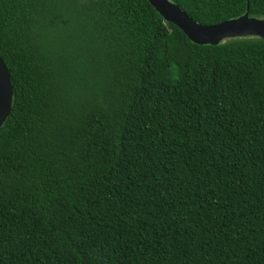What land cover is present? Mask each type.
<instances>
[{"label":"trees","instance_id":"obj_1","mask_svg":"<svg viewBox=\"0 0 264 264\" xmlns=\"http://www.w3.org/2000/svg\"><path fill=\"white\" fill-rule=\"evenodd\" d=\"M0 59V264H264V38L195 44L147 0H0Z\"/></svg>","mask_w":264,"mask_h":264},{"label":"water","instance_id":"obj_2","mask_svg":"<svg viewBox=\"0 0 264 264\" xmlns=\"http://www.w3.org/2000/svg\"><path fill=\"white\" fill-rule=\"evenodd\" d=\"M167 22L177 26L187 38L199 45H216L226 38L257 36L264 38V19L247 13L212 25L194 21L184 10L169 0H147ZM13 87L6 66L0 59V127L11 112Z\"/></svg>","mask_w":264,"mask_h":264}]
</instances>
